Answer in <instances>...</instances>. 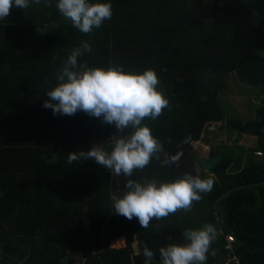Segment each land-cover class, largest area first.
<instances>
[{
    "label": "trees",
    "instance_id": "trees-1",
    "mask_svg": "<svg viewBox=\"0 0 264 264\" xmlns=\"http://www.w3.org/2000/svg\"><path fill=\"white\" fill-rule=\"evenodd\" d=\"M90 2L111 3L113 10L90 34L59 14L57 0L13 7L0 21V264H144L145 245L158 260L161 247L187 243L183 232L205 224L216 231L222 225L236 241L231 252L216 236L207 264L233 254L241 264H264V156L251 151L264 153V0H208L200 10L189 0ZM84 42L91 51L78 63L135 74L152 69L169 100L160 117L142 122L163 145L160 159L131 177L93 159L68 162V154L94 145L110 152L111 139L131 129L118 134L82 111L53 115L43 107L59 70ZM238 81L258 94L251 122L225 109L224 96ZM219 123L237 134L238 151L234 143L214 147L213 154L225 155L215 168L220 178L191 211L153 219L147 229L114 213L110 197L122 196L127 180L173 182L179 166L195 159L193 144ZM178 153L177 163H165ZM196 211L201 223L194 222Z\"/></svg>",
    "mask_w": 264,
    "mask_h": 264
},
{
    "label": "clouds",
    "instance_id": "clouds-1",
    "mask_svg": "<svg viewBox=\"0 0 264 264\" xmlns=\"http://www.w3.org/2000/svg\"><path fill=\"white\" fill-rule=\"evenodd\" d=\"M42 0H0V21H4L13 7L27 9L30 4L40 5ZM50 6V4H49ZM59 14L83 34L99 29L113 15L111 3H91L90 0H57ZM89 43L72 50L67 61L57 74L58 84L46 93L43 107L51 109L53 115L72 116L84 112L102 123L113 125L118 134L131 129L128 135L111 139V151L94 145L87 152L68 154V162L93 159L99 166L115 175L131 177L135 170H144L155 158L160 159L162 143L151 129L142 122L156 120L169 107V100L157 90L160 81L152 69L141 74L127 73L121 68L109 66L89 68L78 63V58L90 52ZM186 139L184 143H188ZM106 144V145H108ZM182 153L169 157L165 163L179 161ZM213 188L212 179L185 173L173 182L145 180L143 183L127 180L122 196L112 194L110 199L114 213L131 221L138 219L139 225L147 229L155 220L167 218L178 211H191L194 202H199L204 193ZM217 231L214 225L183 232L187 243L169 244L161 247V264H207L211 245ZM214 255V253H212ZM144 264H151L155 253L146 245L143 248Z\"/></svg>",
    "mask_w": 264,
    "mask_h": 264
},
{
    "label": "rangeland",
    "instance_id": "rangeland-1",
    "mask_svg": "<svg viewBox=\"0 0 264 264\" xmlns=\"http://www.w3.org/2000/svg\"><path fill=\"white\" fill-rule=\"evenodd\" d=\"M207 3L208 0H189V4L192 5V9L195 10H200L202 7H205ZM257 97L258 94L256 92V89L254 91V89H250L248 86H241V83H239L238 81L237 84L233 86V90L228 92L224 96V99L227 103V107H225V109H227V111L233 112L236 117L251 122V118L253 117V110L257 108L255 105V100ZM221 126V123L209 126V132L205 134L204 138L201 141L193 144V156L195 159L197 157H206L210 154V152H215L214 147H216V145H221L222 143H228L226 145H232V143H234V145H232V149L236 152L238 151L235 148L238 139L236 134L229 136L227 131L225 129H222ZM208 139H211V142H208V144L210 143V145H208L206 142V140ZM220 148H222V146ZM196 212L197 213L193 212L194 222L201 223L203 221V215L198 214L199 211ZM120 242L119 245L121 247H124L125 244L122 243L123 240H121Z\"/></svg>",
    "mask_w": 264,
    "mask_h": 264
},
{
    "label": "water",
    "instance_id": "water-1",
    "mask_svg": "<svg viewBox=\"0 0 264 264\" xmlns=\"http://www.w3.org/2000/svg\"><path fill=\"white\" fill-rule=\"evenodd\" d=\"M209 155V157H198L196 159H189L187 162L188 167L180 165L176 174V178H182L185 173H188L199 176L202 179L210 178L213 180V183H215L217 179L220 178L219 174L215 172V168L221 163L225 155L221 152H218L216 154H213L211 152ZM132 249L134 254L137 255L139 250L136 241L135 243H132ZM151 264H161V260H153Z\"/></svg>",
    "mask_w": 264,
    "mask_h": 264
},
{
    "label": "built area",
    "instance_id": "built-area-1",
    "mask_svg": "<svg viewBox=\"0 0 264 264\" xmlns=\"http://www.w3.org/2000/svg\"><path fill=\"white\" fill-rule=\"evenodd\" d=\"M263 151L262 150H259V151H255V155L258 156V157H263ZM219 220V217H216V221L218 222ZM223 236L225 237V239L227 240V245L225 247V249L229 250V251H233V247H234V244H235V237L233 235H229V234H226L225 233V230L223 229V226L221 225L219 227V229L217 230V235L216 236ZM228 263L226 264H229L230 262L231 263H234V264H241L238 257L236 255H232V257H230L227 261Z\"/></svg>",
    "mask_w": 264,
    "mask_h": 264
},
{
    "label": "crops",
    "instance_id": "crops-1",
    "mask_svg": "<svg viewBox=\"0 0 264 264\" xmlns=\"http://www.w3.org/2000/svg\"><path fill=\"white\" fill-rule=\"evenodd\" d=\"M249 133H252V132H249ZM236 134V133H235ZM237 136V134H236ZM250 135L248 134H244V138H243V141L247 142L248 145H251L252 144V140L249 139ZM253 152L257 151V150H251Z\"/></svg>",
    "mask_w": 264,
    "mask_h": 264
},
{
    "label": "flooded vegetation",
    "instance_id": "flooded-vegetation-1",
    "mask_svg": "<svg viewBox=\"0 0 264 264\" xmlns=\"http://www.w3.org/2000/svg\"><path fill=\"white\" fill-rule=\"evenodd\" d=\"M211 153V152H210ZM183 166H185V167H188V163H186V164H182Z\"/></svg>",
    "mask_w": 264,
    "mask_h": 264
}]
</instances>
